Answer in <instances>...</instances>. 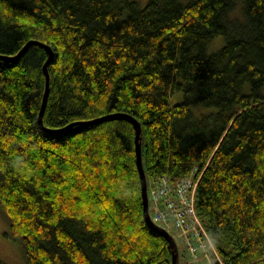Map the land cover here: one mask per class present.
Returning <instances> with one entry per match:
<instances>
[{
	"label": "trees",
	"instance_id": "obj_1",
	"mask_svg": "<svg viewBox=\"0 0 264 264\" xmlns=\"http://www.w3.org/2000/svg\"><path fill=\"white\" fill-rule=\"evenodd\" d=\"M236 1L0 0V53L28 39L54 51L50 130L37 120L46 49L0 58V206L27 264H171L143 218L133 124L59 129L119 111L141 125L147 179L201 171L196 206L221 263L264 264V0L232 16Z\"/></svg>",
	"mask_w": 264,
	"mask_h": 264
},
{
	"label": "built area",
	"instance_id": "obj_2",
	"mask_svg": "<svg viewBox=\"0 0 264 264\" xmlns=\"http://www.w3.org/2000/svg\"><path fill=\"white\" fill-rule=\"evenodd\" d=\"M196 188L195 171L182 175L160 173L150 176L147 180L150 216L154 222L168 229L177 243L182 244L180 254L184 256L179 257V263L205 259L206 264H219L221 255L196 206Z\"/></svg>",
	"mask_w": 264,
	"mask_h": 264
},
{
	"label": "water",
	"instance_id": "obj_3",
	"mask_svg": "<svg viewBox=\"0 0 264 264\" xmlns=\"http://www.w3.org/2000/svg\"><path fill=\"white\" fill-rule=\"evenodd\" d=\"M39 44L43 46L46 51H47V57L43 63V71L45 74V87H44V92L42 95V100L41 104L39 107V112L37 115V120L38 123L44 128V130H50L48 127L43 126V113L45 109V104L47 101V96H48V90H49V72H48V64L52 61L54 51L51 48V46L45 42L34 40V39H28L20 48L18 51L15 53H0V58L6 59V60H11V61H16L20 55L25 52V50L28 48L30 44ZM113 117H122L130 121L134 128H135V138H134V143H135V158H136V165L138 168L139 172V179H140V186H141V196H142V212H143V218L146 222V224L155 232L165 236L168 240L169 247L171 249V264H177V249H176V244L169 232L153 222L149 216L148 212V201H147V192H146V174L145 170L143 168L142 164V154H141V125L139 121L131 114L126 113V112H112V113H106L101 116H97L94 118L86 119V120H77V121H71L64 126H61L59 129H64L68 128L74 124H82V123H95L98 122L99 120H106L110 119Z\"/></svg>",
	"mask_w": 264,
	"mask_h": 264
},
{
	"label": "rangeland",
	"instance_id": "obj_4",
	"mask_svg": "<svg viewBox=\"0 0 264 264\" xmlns=\"http://www.w3.org/2000/svg\"><path fill=\"white\" fill-rule=\"evenodd\" d=\"M140 5H144L147 0H137ZM188 0H182L186 2ZM236 7L231 11L230 15H240V5L242 10V2L240 0L236 1ZM239 7V8H238ZM225 42V36L223 34H217L210 39L207 43V50L213 51L219 48ZM244 89H248V83L244 84ZM183 99V93L181 90H174L170 94V102L176 103ZM213 106H206L202 104H194L191 106V111L194 115L207 114L209 111L213 110ZM201 176V171L196 174L197 182ZM8 231V220L6 213L0 206V258L6 264H27L20 246V243L13 239L11 235H5L4 233ZM171 233V232H170ZM171 235H173L171 233ZM174 236V235H173ZM176 240V239H175ZM177 242V241H176ZM182 244L177 243L178 256L182 257L184 255L180 254ZM185 250V247H184ZM184 259H182V262ZM182 264V263H179ZM184 264H206L205 259H198L196 262H188Z\"/></svg>",
	"mask_w": 264,
	"mask_h": 264
},
{
	"label": "bare ground",
	"instance_id": "obj_5",
	"mask_svg": "<svg viewBox=\"0 0 264 264\" xmlns=\"http://www.w3.org/2000/svg\"><path fill=\"white\" fill-rule=\"evenodd\" d=\"M135 129V128H134ZM142 136V135H141ZM134 138H135V135H134ZM134 148H135V143H134ZM194 171L196 172V170L194 169ZM197 174V173H196ZM147 177H146V192H147ZM147 201H148V195H147ZM148 207H149V204H148ZM148 212H149V210H148ZM149 216H150V212H149ZM150 218H151V216H150ZM151 220H152V218H151ZM153 221V220H152ZM154 222V221H153ZM156 223V222H155ZM156 224H158V223H156ZM159 225V224H158ZM159 226H161V227H163V228H165L164 226H162V225H159ZM166 229V228H165ZM168 232H169V234H170V231L168 230V229H166ZM172 237H173V235H171ZM173 239H174V237H173ZM174 241H175V239H174ZM175 244H176V242H175ZM176 249H177V246H176ZM221 263V262H220ZM219 263V264H220ZM177 264H178V251H177Z\"/></svg>",
	"mask_w": 264,
	"mask_h": 264
}]
</instances>
